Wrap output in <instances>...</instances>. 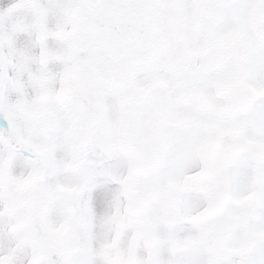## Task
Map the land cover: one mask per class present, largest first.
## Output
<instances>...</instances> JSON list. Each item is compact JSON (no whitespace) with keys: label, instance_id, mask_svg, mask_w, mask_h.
Segmentation results:
<instances>
[{"label":"snow or ice","instance_id":"snow-or-ice-1","mask_svg":"<svg viewBox=\"0 0 264 264\" xmlns=\"http://www.w3.org/2000/svg\"><path fill=\"white\" fill-rule=\"evenodd\" d=\"M0 264H264V0H0Z\"/></svg>","mask_w":264,"mask_h":264}]
</instances>
